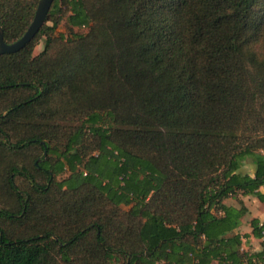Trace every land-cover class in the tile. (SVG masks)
<instances>
[{"label": "trees", "instance_id": "obj_1", "mask_svg": "<svg viewBox=\"0 0 264 264\" xmlns=\"http://www.w3.org/2000/svg\"><path fill=\"white\" fill-rule=\"evenodd\" d=\"M37 3L0 0L6 44ZM258 4L53 0L0 54V264H264L224 203L264 204Z\"/></svg>", "mask_w": 264, "mask_h": 264}, {"label": "rangeland", "instance_id": "obj_2", "mask_svg": "<svg viewBox=\"0 0 264 264\" xmlns=\"http://www.w3.org/2000/svg\"><path fill=\"white\" fill-rule=\"evenodd\" d=\"M260 18V19H258ZM65 17L58 25L57 33H67L65 28ZM253 21L255 28L251 31L253 42L251 43V50L260 61H264V0H259V4L254 10ZM257 22V25H256ZM255 39V40H254ZM43 48V38H41L33 49V55H38ZM264 155V152L262 153ZM242 172L253 174V166L247 161L243 167ZM66 177V174L61 175L58 180ZM224 203L228 206L240 207L241 205L246 208V214L241 220L240 226L235 232L245 235L250 234L249 222L252 218H258L260 221L264 220V204L260 203L254 196H239L238 199H227ZM126 209V208H125ZM260 249L259 240L252 237L243 238L241 250L243 252L252 253Z\"/></svg>", "mask_w": 264, "mask_h": 264}, {"label": "water", "instance_id": "obj_3", "mask_svg": "<svg viewBox=\"0 0 264 264\" xmlns=\"http://www.w3.org/2000/svg\"><path fill=\"white\" fill-rule=\"evenodd\" d=\"M53 0H38L34 15L28 28L15 42L6 44L3 40V30L0 26V54H12L21 50L38 33L44 24L46 16L52 5Z\"/></svg>", "mask_w": 264, "mask_h": 264}, {"label": "crops", "instance_id": "obj_4", "mask_svg": "<svg viewBox=\"0 0 264 264\" xmlns=\"http://www.w3.org/2000/svg\"><path fill=\"white\" fill-rule=\"evenodd\" d=\"M262 221H264V220H262Z\"/></svg>", "mask_w": 264, "mask_h": 264}]
</instances>
